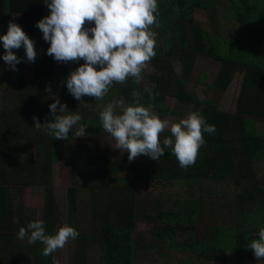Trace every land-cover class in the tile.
<instances>
[{
  "label": "trees",
  "instance_id": "obj_1",
  "mask_svg": "<svg viewBox=\"0 0 264 264\" xmlns=\"http://www.w3.org/2000/svg\"><path fill=\"white\" fill-rule=\"evenodd\" d=\"M217 1L158 0L159 26L153 28L157 44L152 60L157 75H152L147 84H137L133 78L124 84L116 83L102 100L87 95L77 100L67 88V77L85 61L57 62L47 54L50 42L36 27L44 18L45 0H0V36L7 33L9 22L15 21L37 46L32 83L28 84L22 76L13 85L16 93L0 102V264H17L16 248L24 245V239L18 237L21 227L27 229L30 222L43 219L48 234L58 231L61 224L55 217L53 198L47 194L52 187L51 166L73 157L82 180H74V173L69 170L66 216L70 226L77 229L82 224L83 230L73 240L76 251L70 262L84 264L90 250L101 249L103 264H135L137 251L145 246L143 237L136 232L139 222L150 226V249L160 255L169 251L189 254V263L185 264H228V252L234 254L236 264L262 261L248 244L259 238V230L264 227V177L254 170L255 163L264 162V0H227L236 21L233 29L238 31L227 36L218 34L208 22L204 27L195 18L200 11L210 20L217 11L213 7H221ZM170 16L175 18V24ZM1 48L5 53L2 42ZM199 58L219 64L212 83H205L206 74L201 77L206 94L202 100L195 93L185 92ZM170 62L178 63L181 71L174 72ZM238 72L243 73V78L234 112L220 111L219 97ZM53 83L64 92L62 103L69 113L82 116L67 139H55L34 127L36 121L31 113L42 108L41 102L49 95L46 89ZM148 88L152 95L145 91ZM134 91L140 94L139 103L152 105L161 119L166 115V97H171L178 103L191 104L208 124L216 126L214 134L204 133L206 144L199 150L194 166L180 167L170 149H165L159 161L147 155L129 162V154L112 159L88 153L70 154V136H75L80 125H88L85 137L106 133L99 114L89 112L87 104H105L121 97L126 104H133ZM74 104L80 108L74 110ZM44 115L43 111L38 116ZM252 117H261V127ZM44 118L42 124L55 117L47 111ZM169 136L170 130H165L161 140ZM150 182L162 189L166 185L183 186L185 197L146 194L143 188ZM213 186H231L235 192L230 198L213 201L208 191ZM24 187L44 189L41 218L26 221L28 217L20 208L15 209L12 196L21 195ZM158 200L175 208H154L152 203ZM80 202L86 206L82 222L77 218ZM43 248L39 241L31 244V264H53L56 252L46 257L42 255Z\"/></svg>",
  "mask_w": 264,
  "mask_h": 264
},
{
  "label": "clouds",
  "instance_id": "obj_2",
  "mask_svg": "<svg viewBox=\"0 0 264 264\" xmlns=\"http://www.w3.org/2000/svg\"><path fill=\"white\" fill-rule=\"evenodd\" d=\"M45 3L50 15L39 20L36 27L42 31L44 40L50 42L47 54L57 62L85 61L67 77V88L74 98L80 100L87 95L102 100L116 83L124 84L129 78L137 84L142 82L143 72L156 56L157 33L153 28L159 26L158 0H45ZM86 22H94V26L86 27ZM0 42L5 49L2 58L10 70L18 71L16 66L23 58L13 49L21 46L26 50L27 60L35 62V41L15 21L9 22ZM46 91L51 93V88ZM145 91L152 95L150 88ZM133 96L135 103L126 104L121 97L109 102L100 113L104 131L116 142L113 147L128 152L129 162L141 155L159 161L165 149H170L180 167L194 166L199 150L206 144L204 133L214 134L216 126L208 124L199 111H192L170 125L153 111L152 105L139 103V93L134 91ZM49 108L54 120L41 124L34 116L35 129H43L58 140L67 139L82 116L68 113L67 105H61L58 96ZM87 127L80 125L75 137L85 136ZM169 129L171 136L161 140V134ZM78 236V230L68 224L55 234H48L43 219L30 222L27 229L21 227L18 232V237L27 238L30 244L41 242L42 255L46 257ZM258 237L248 247L255 257L264 261V227L260 228Z\"/></svg>",
  "mask_w": 264,
  "mask_h": 264
},
{
  "label": "rangeland",
  "instance_id": "obj_3",
  "mask_svg": "<svg viewBox=\"0 0 264 264\" xmlns=\"http://www.w3.org/2000/svg\"><path fill=\"white\" fill-rule=\"evenodd\" d=\"M217 0H215L216 2ZM221 2L217 1V6L219 4L218 8L213 7L214 9H217L216 13L212 16L210 15V20L205 17L202 12H197L195 14L196 20L203 24L204 27L207 26V22L209 23V27L217 28V33L223 36L232 35L238 33L237 29L234 28L233 23L236 21L233 19L232 13L230 11L231 5L228 3L227 0H220ZM223 11L225 13H223ZM50 15V8L45 3V11H44V17ZM172 18L173 23H176L175 18L170 16ZM86 27H92L94 26V22L92 24H88L86 22ZM176 31L178 28H176ZM91 35V33H90ZM157 41V36H156ZM157 44V43H156ZM35 48L37 49V46L35 44ZM16 54L23 58L21 62L16 66L18 68V71L16 70H10L9 66L2 60L4 55L3 48L0 49V66H1V77H0V102L2 101L1 98L9 97V95L16 93L17 89H14V84L17 83V81L24 76L25 81L30 84L33 81V62H30L27 60L26 57V50L23 46H21L20 49H13ZM153 60V59H152ZM152 60L149 63L148 68L143 72L144 81L146 84L150 83V78L152 75L156 74L157 67H154L152 64ZM170 65L174 72L179 73L181 71V67L178 63L170 62ZM99 65H97V69H99ZM219 64L211 59H204L199 58L197 63L195 64L194 71L192 73L191 79L189 84L187 85V88H185V92L187 93H195V95L200 99H205L206 94L204 91V85L201 82L202 75L206 74V81L205 83H212L214 78L217 75ZM71 68V67H70ZM157 75V74H156ZM243 78V73L238 72L234 75L233 79L230 81V85L228 88L220 95L219 100L217 102L218 109L220 111L224 112H234L236 100L238 97V93L240 90L241 82ZM27 84V85H28ZM115 85V84H114ZM51 88V93H49L47 100L41 102L42 108H36L35 111L31 113V115H34L37 117L41 124L45 121V118H47V111H50L49 106L55 102V99L57 96L60 99V104L63 105L62 99L65 96L64 92L61 93L60 88L58 85L51 84L49 86ZM48 87V88H49ZM2 96V97H1ZM108 103H94V104H87L88 107L87 110L89 112H93L95 114H99L103 111V109L107 106ZM0 105H3L0 103ZM5 105V104H4ZM60 105H58L59 108ZM1 108V107H0ZM80 108V105L74 104V110H78ZM68 109V107H67ZM45 112L46 115L41 116L42 112ZM174 111V112H173ZM194 111L193 106L191 104H183L182 102L178 101L175 98L166 97L165 101V112L166 115L163 119H167L171 123L178 122L180 119L187 117V115ZM36 114H35V113ZM69 113V109L67 110ZM39 115V116H38ZM30 116V115H29ZM28 116V117H29ZM33 116V117H34ZM258 126L261 127L262 120L261 117H252ZM34 120V119H33ZM47 121V120H46ZM30 127L33 128V124H30ZM170 130V129H169ZM32 132V130L30 131ZM115 140L111 137L108 133H103L102 135L95 136V137H75L70 136V144H69V151L70 154L74 153L75 156L77 155H85V154H93V155H100L107 158H114L116 156H120L121 154H128V152H123L120 149L114 148L115 146ZM23 159V157H21ZM75 159L76 157L68 158L61 160L57 164H54L51 166V183L52 187L48 190L47 194L50 195V198H53V203L55 204L54 208L56 209L55 217H57L58 222L61 224V226L68 224L66 211H67V188L70 186V171H72L75 178L74 180L81 181L82 177L79 175V169H75ZM254 170L257 172V175L259 177H264V162L259 161L258 163H255ZM164 187V186H163ZM86 195L85 198L88 197V189L86 188V185L83 186ZM144 191H146V194L154 193V197L158 195V193H162L163 196L169 197L171 199L176 197H185L184 193H182L183 186L178 188L177 186H171L166 185L164 189H162L161 186L155 187L153 182L149 183V186L147 188H143ZM209 191V199L210 200H220V199H227L232 197V194H234V189L231 186H213ZM179 192L182 194L179 195ZM17 191L15 192V194ZM21 195H17L20 199L18 200L16 206L20 208V211L25 217H28L26 221H29L31 219H37L41 218L43 216V205H44V198L46 196V193L44 189L42 188H36V187H24L20 192ZM208 195V196H209ZM152 197V196H150ZM152 206L154 208H162V210L167 209H174L175 207L171 206V203L160 201L153 202ZM83 208V209H82ZM86 206L84 207L82 205V202L78 203L77 208V218L80 222L83 221V219L86 217L84 214ZM84 224V223H83ZM82 225V224H81ZM79 224V227L77 228L78 231H82L83 227ZM60 226V227H61ZM136 228V232L140 233V235L143 237L142 241L144 242L145 246L144 249L137 251L136 254V260L135 264H185L189 263L190 255L189 254H180L176 251H169L168 253H165L164 255H160L157 251H154L150 249L147 245L149 242V229L150 226L145 223L139 222ZM22 242V241H21ZM73 240H69L65 247L63 249H59L54 254V261L55 264H74L73 261L70 262L71 258H74V252L76 251V244H74ZM28 243V244H27ZM21 245V244H20ZM23 247L16 248V254H17V264H31L32 256H31V244L28 242V239H24V245ZM24 247H29L24 248ZM227 260L228 264H236L235 256L233 253L228 252L227 253ZM105 260H103L102 250H90L88 253V256L86 258V262L84 264H103ZM103 262V263H102ZM54 264V262H53ZM209 264H217L209 263ZM248 264H264V261H252L249 260Z\"/></svg>",
  "mask_w": 264,
  "mask_h": 264
},
{
  "label": "crops",
  "instance_id": "obj_4",
  "mask_svg": "<svg viewBox=\"0 0 264 264\" xmlns=\"http://www.w3.org/2000/svg\"><path fill=\"white\" fill-rule=\"evenodd\" d=\"M13 197H15V199H13ZM12 199H13V204H15V209H18L19 207H17L16 206V204H17V202H18V200L20 199L19 197H17V196H15V195H13L12 196ZM21 200V199H20ZM44 206V205H43Z\"/></svg>",
  "mask_w": 264,
  "mask_h": 264
}]
</instances>
